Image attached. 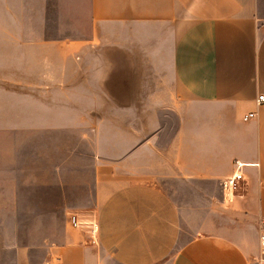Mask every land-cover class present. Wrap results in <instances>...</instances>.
<instances>
[{
  "label": "crops",
  "instance_id": "1",
  "mask_svg": "<svg viewBox=\"0 0 264 264\" xmlns=\"http://www.w3.org/2000/svg\"><path fill=\"white\" fill-rule=\"evenodd\" d=\"M262 94L264 0H0V264H250Z\"/></svg>",
  "mask_w": 264,
  "mask_h": 264
},
{
  "label": "built area",
  "instance_id": "2",
  "mask_svg": "<svg viewBox=\"0 0 264 264\" xmlns=\"http://www.w3.org/2000/svg\"><path fill=\"white\" fill-rule=\"evenodd\" d=\"M259 102H264V94L260 95L258 98ZM256 116L255 112H251L244 115V119L248 120ZM243 164L241 162H237V170L234 174L229 176L224 181V190L225 196L227 198H234L238 195V190L240 188L241 182L244 179V174L241 170ZM72 225L76 228H81L83 225V219H81L77 214L72 215ZM94 232L97 233V221L95 222ZM259 242H260V250L257 256L253 258L250 264H264V216L259 220Z\"/></svg>",
  "mask_w": 264,
  "mask_h": 264
},
{
  "label": "rangeland",
  "instance_id": "3",
  "mask_svg": "<svg viewBox=\"0 0 264 264\" xmlns=\"http://www.w3.org/2000/svg\"><path fill=\"white\" fill-rule=\"evenodd\" d=\"M88 216L89 217L83 218V225L81 228L87 230L90 233L93 243L96 244V233L94 232V227H93L95 226V222L97 221L96 213L92 212ZM29 223H30V220H29ZM25 233L29 235L32 234L33 228L31 226L25 227Z\"/></svg>",
  "mask_w": 264,
  "mask_h": 264
}]
</instances>
